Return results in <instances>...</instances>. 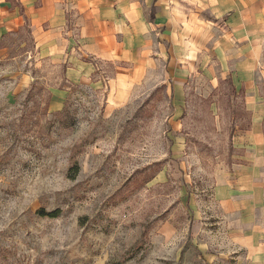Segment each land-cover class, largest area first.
<instances>
[{"label":"rangeland","instance_id":"obj_1","mask_svg":"<svg viewBox=\"0 0 264 264\" xmlns=\"http://www.w3.org/2000/svg\"><path fill=\"white\" fill-rule=\"evenodd\" d=\"M140 60L79 83L27 26L6 34L0 264H264L212 197L243 162V91L192 64Z\"/></svg>","mask_w":264,"mask_h":264},{"label":"crops","instance_id":"obj_2","mask_svg":"<svg viewBox=\"0 0 264 264\" xmlns=\"http://www.w3.org/2000/svg\"><path fill=\"white\" fill-rule=\"evenodd\" d=\"M25 26L44 54L70 61L79 83L102 85L104 65L151 53L243 91V162L218 177L212 197L264 258V0H0V44ZM119 77L108 82L115 97Z\"/></svg>","mask_w":264,"mask_h":264},{"label":"trees","instance_id":"obj_3","mask_svg":"<svg viewBox=\"0 0 264 264\" xmlns=\"http://www.w3.org/2000/svg\"><path fill=\"white\" fill-rule=\"evenodd\" d=\"M51 215H56V214H51Z\"/></svg>","mask_w":264,"mask_h":264}]
</instances>
